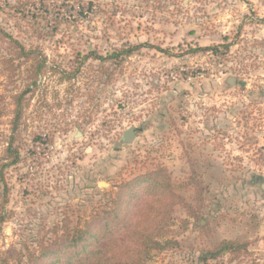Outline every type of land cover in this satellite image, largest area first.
Returning a JSON list of instances; mask_svg holds the SVG:
<instances>
[{"label": "rangeland", "instance_id": "rangeland-1", "mask_svg": "<svg viewBox=\"0 0 264 264\" xmlns=\"http://www.w3.org/2000/svg\"><path fill=\"white\" fill-rule=\"evenodd\" d=\"M262 20L264 0H0V169L11 140L20 154L0 175V264L100 228L155 170L173 207L143 264H264ZM118 227L90 249L124 262Z\"/></svg>", "mask_w": 264, "mask_h": 264}, {"label": "trees", "instance_id": "trees-1", "mask_svg": "<svg viewBox=\"0 0 264 264\" xmlns=\"http://www.w3.org/2000/svg\"><path fill=\"white\" fill-rule=\"evenodd\" d=\"M262 21L264 22V20ZM219 47L228 50L230 44L199 47L193 49L192 52L213 51L215 53ZM139 49L140 45H136L122 48L107 57L94 53H91L90 56L101 60L111 57L125 58L126 56L130 57L133 52ZM160 50L164 51L163 48H160ZM19 109L20 106L16 114L13 131L17 130L21 118V110ZM13 143V140H11L8 148L12 159L1 165L0 175L2 178L6 168L16 165L20 161L19 152L12 148ZM167 178L168 176H164L161 170H155L146 172L128 182L126 189H128V193L131 194L132 198L139 191L138 189L142 188L143 196H140L138 202L133 198L126 200V206L119 203L110 211L100 228L99 226L95 227L96 225L93 227V223H91L88 230L76 231L72 235L69 233L62 234V237H58V241L54 242L57 245L55 248L41 245L39 251H37L38 253H35V256L30 259L31 264H143L144 250L147 247L155 248L159 245L156 240L152 241V236L165 224L164 221L172 211V192ZM5 196H7L6 188L4 189ZM146 197L156 198V200L149 202ZM132 206L134 209H131ZM2 221H4V217L0 215V222ZM116 225H119L117 232L120 233L121 230L126 232L125 235L130 243L124 242L123 246H119L124 249V262H118V248L110 250L109 255L105 258L103 255L106 254V251L101 248L90 249L91 245L101 240V233H105L104 235L112 234ZM231 248L237 249L233 244L228 243L220 250L208 252L203 260L207 263L208 258H217L223 250Z\"/></svg>", "mask_w": 264, "mask_h": 264}, {"label": "water", "instance_id": "water-1", "mask_svg": "<svg viewBox=\"0 0 264 264\" xmlns=\"http://www.w3.org/2000/svg\"><path fill=\"white\" fill-rule=\"evenodd\" d=\"M135 138H136V128L131 126L124 131V136H123L122 142L132 143L135 140ZM102 186H106V184L102 183Z\"/></svg>", "mask_w": 264, "mask_h": 264}]
</instances>
